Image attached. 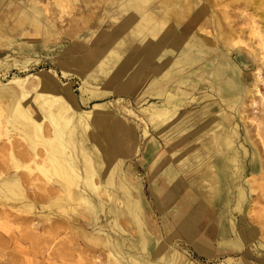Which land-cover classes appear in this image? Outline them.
Segmentation results:
<instances>
[{
	"label": "bare ground",
	"instance_id": "bare-ground-1",
	"mask_svg": "<svg viewBox=\"0 0 264 264\" xmlns=\"http://www.w3.org/2000/svg\"><path fill=\"white\" fill-rule=\"evenodd\" d=\"M112 1H106L104 18L112 16ZM120 1L119 29L115 34H106L110 37L103 50L107 55L99 56L101 51L94 49L75 59L83 73L98 59L94 64L106 76H98L103 86L89 90L86 99L105 94L127 95L151 65L148 79L140 85L146 89L140 90L161 102L160 106L151 103L142 109L141 112H148L147 122L122 107L142 120L143 125L136 122L134 128L139 126L142 137L150 138L149 124L157 127L168 121L189 94L182 88L188 79L171 74V70L186 71L184 68L205 59L202 72L190 73H199L198 82L208 84L212 94L218 96L221 120L214 116L206 127L192 131L186 150L197 154L201 149L207 150V162L200 160L207 171L197 184L207 179L210 199H221L220 179L226 178L227 194L231 195L226 205L241 213L240 225L245 227V235L264 247V96L259 91V85L264 83L260 75L264 68V22L259 25L264 19V0H230L240 8L238 15H245L246 10L252 12L246 17V35L234 23L227 22L225 8L230 3L225 0ZM213 1L223 8L220 17L213 10L209 12L215 5ZM35 4L32 2L30 9L33 14L40 13ZM33 14L22 11L19 20H28L37 27ZM257 15L261 20L256 21ZM220 47L229 53L246 49L256 58L258 67L252 83L246 82L239 65ZM4 64L2 75L11 66L9 62ZM108 66L110 69L106 70ZM155 76L166 82L160 84ZM177 80V89L167 92L168 82ZM105 108L106 105L95 103L92 110L80 111L68 85L59 84L44 71L12 76L5 83L0 80V264H40L32 262L37 257L46 264H58L76 257L74 251L79 252L75 261L82 264H101L95 260L99 251L106 252V264H183L177 254L169 253L172 248L166 247L159 237L152 252L147 251V216L140 197L135 194L132 198L134 180L120 171L121 160L137 150L136 137L127 123L117 120ZM249 113L253 117L248 124ZM236 120L242 123L243 140L248 139V147L243 143H239L240 147L234 145L240 137L233 126ZM249 125L256 130V141ZM144 148L143 155L150 157L157 145L151 141ZM249 156L252 163L247 168L244 161ZM187 198L185 206L197 199L192 194ZM259 202L261 206L256 210L244 206ZM175 213L173 216L181 217V228L185 229L183 212ZM101 214L108 218L103 226L99 224ZM93 221L97 227H89ZM242 240L222 238L221 242L227 251H233L240 249ZM197 246L207 254L203 243L198 242ZM9 253L14 258H7ZM29 253L31 260L25 258Z\"/></svg>",
	"mask_w": 264,
	"mask_h": 264
},
{
	"label": "rangeland",
	"instance_id": "rangeland-1",
	"mask_svg": "<svg viewBox=\"0 0 264 264\" xmlns=\"http://www.w3.org/2000/svg\"><path fill=\"white\" fill-rule=\"evenodd\" d=\"M106 1L108 0H0L1 82H7L12 76L25 77L32 73L44 71L59 84L68 85L80 111L92 110L95 103L104 104L107 112L111 113L117 120L127 123L128 129H133L137 150L134 149L129 156L126 155L121 160L120 171L122 174H128L129 178H133L141 191L144 211L148 216L147 221L154 234L152 236L161 238L166 247H171L172 251L169 253L177 254L179 263L236 264L238 262L239 264H264V247H260L255 239H250L245 235V227L240 225L242 221L241 213L238 214V212L232 211L231 207L228 206L229 204L226 205V200L231 199V195L227 194L226 178L222 177L220 179L221 199L216 197L214 200L210 199L207 179L201 181L199 185L197 184L202 173L207 171L206 167L200 164L201 161L203 163L207 162V150L201 149L198 154L196 151L186 150L192 140L190 136L192 131L206 127L208 121L214 116H218L217 118L221 120L219 118L222 114L220 110L221 101L218 96L212 94L213 92L208 84L198 82L197 75L202 72L201 69L205 64V59H200L190 68H184L187 69L186 71H181L179 68L171 70V74L188 79V82L182 88L187 90L189 94L172 118L157 127L149 124L150 138L144 139L142 137L139 126L134 128L136 122L143 125L142 120L128 114L122 107L131 109L144 122H147L148 112L143 113L141 112L142 109L147 108L151 103L160 106L161 102L154 98H148L147 95L149 94L140 90L146 89L144 86L140 87V85L143 80L148 79L147 74L151 65L146 67L144 75L140 77L141 80L133 86L127 95L105 94L86 99L90 95L89 90L93 88L100 89L103 86L102 80L100 82L99 79H104L106 76L103 72L98 71V64H94L98 59L93 60L88 68H84L85 73L79 69L81 64L75 59L94 49L98 52L101 51L99 56L107 55V52L103 50L110 42V37H106V34L108 32L115 34L119 29L117 24L121 15L118 13V5L121 1L113 0L111 4L112 16L104 18L105 9L108 6ZM225 1L230 3L225 8L227 9V22L234 23V26L244 30L246 35V17L249 13H252L251 10L243 11L245 15H238L241 11L237 4L235 2L231 3L230 0ZM32 2L36 3L35 5L40 9V13L34 12L33 14L30 9ZM213 2L215 5L211 6L213 8L209 9V12L213 10V13L220 17L223 8L216 1ZM22 11H25L28 15H35L38 21L37 27L28 20L22 19L23 22L19 20ZM260 17V15H257L255 17L256 21L261 20ZM261 21L259 22L260 26H262L264 19ZM227 22L225 26L228 25ZM199 33L206 36V33L201 30H199ZM207 37H210V35ZM43 38L48 40L45 41ZM220 48L225 50L230 60L239 65L242 74L246 75V82L248 84L252 83L253 74H256L255 68L258 67L256 61H254L256 58L246 53V49L242 52L233 50L229 53L223 47ZM5 61L9 62L11 66L2 75ZM243 63L247 67L242 66ZM92 64H94V67ZM107 68L106 70H109L110 66ZM63 71H65V74ZM192 71L199 73L191 74ZM100 75H102V78H98ZM260 75L264 78V68L261 70ZM155 78L159 80L160 84L166 82V80L156 76ZM84 81L86 82L84 83ZM240 82L245 83L242 79ZM168 83L165 90L174 92L177 89L178 80ZM195 84L196 87L193 89ZM84 89H87V91L84 92ZM259 91L264 96V83L259 85ZM205 94H209V97H205ZM83 98L86 100L82 101ZM256 111L258 112V110ZM251 113L255 114L253 110H251ZM251 113L248 114L251 117L247 120L248 124L252 121L253 116ZM236 122L233 123V126L237 128L240 137H237L234 145L236 147L239 146V143H243L248 147V139L247 141L243 140L242 123L239 120H236ZM250 127V134L256 141V130L252 129L253 126ZM151 141H154V144L157 145L155 153L150 157L144 156V147ZM239 150L242 153V150ZM249 151H252L251 147H249ZM250 158L249 156L244 161L247 168L251 167ZM255 165L258 166V163H255ZM244 177L248 178V176ZM189 194L195 195L197 199L194 203L185 206V202L189 201V198H187ZM244 204L246 209L248 206H252L256 210L257 206H261V202L258 204ZM176 210L183 212L184 222L186 220L185 229L181 228V217L177 219L175 215L173 216V214H176ZM245 217H248V215L245 214ZM107 223L108 218L101 214L99 224L103 226ZM97 225L95 221L89 223V227H97ZM222 238L228 241L241 238L243 239L241 242L243 245L240 249L227 251L226 246L222 245ZM198 242L207 247V254L198 250ZM72 254L77 257L79 252L74 251ZM97 254L95 260L101 264H106V252L99 251ZM8 255L7 258H14L13 253ZM76 257L71 256L70 261L58 262V264H82V261H75ZM228 257L232 259L230 262L226 260ZM25 258L31 260L32 255L29 253V255H25ZM41 259V257H37L32 262L39 261L40 264H46L45 260ZM5 262L7 261L5 260Z\"/></svg>",
	"mask_w": 264,
	"mask_h": 264
},
{
	"label": "crops",
	"instance_id": "crops-1",
	"mask_svg": "<svg viewBox=\"0 0 264 264\" xmlns=\"http://www.w3.org/2000/svg\"><path fill=\"white\" fill-rule=\"evenodd\" d=\"M131 179H133V178H131ZM134 180V179H133ZM131 194H132V198L134 199V195L136 194V195H138L139 197H140V204H141V208H142V210H143V213L145 214V216H147V214H146V212L144 211L145 209V207H144V205H143V202H142V200H141V197H142V195H141V191H140V189H139V187H138V185H137V183L136 182H134V187H133V189L131 190ZM147 218H148V216H147ZM122 222V221H121ZM123 222H126L125 220H123ZM146 223H147V225H148V228H149V232L147 231V233L146 234H148V243H147V251L148 252H152V250H153V248H154V246H155V244H156V237L154 238V236H152V234H153V232L151 231L152 230V227L150 226V224H149V222L146 220ZM154 235V234H153Z\"/></svg>",
	"mask_w": 264,
	"mask_h": 264
}]
</instances>
